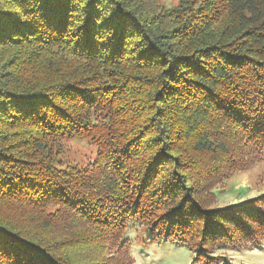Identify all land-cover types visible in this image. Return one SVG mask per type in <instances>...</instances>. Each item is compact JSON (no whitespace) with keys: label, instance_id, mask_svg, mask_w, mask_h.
<instances>
[{"label":"trees","instance_id":"16d2710c","mask_svg":"<svg viewBox=\"0 0 264 264\" xmlns=\"http://www.w3.org/2000/svg\"><path fill=\"white\" fill-rule=\"evenodd\" d=\"M263 149L264 0H0V264H133L134 223L257 244L264 198L209 189Z\"/></svg>","mask_w":264,"mask_h":264},{"label":"rangeland","instance_id":"374dc122","mask_svg":"<svg viewBox=\"0 0 264 264\" xmlns=\"http://www.w3.org/2000/svg\"><path fill=\"white\" fill-rule=\"evenodd\" d=\"M163 2L165 0H157ZM60 157L67 163L85 165L96 155L87 139H59ZM212 207L225 209L264 198V149L249 163L227 173L212 186ZM124 239L130 245L133 264H264V240L257 244L211 245L203 253L164 241L143 225L130 224Z\"/></svg>","mask_w":264,"mask_h":264}]
</instances>
